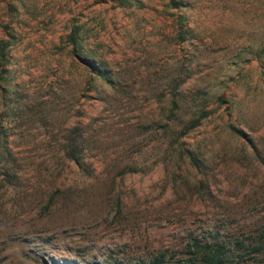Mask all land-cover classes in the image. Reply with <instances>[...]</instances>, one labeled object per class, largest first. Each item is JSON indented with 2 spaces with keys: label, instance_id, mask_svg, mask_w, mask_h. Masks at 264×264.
<instances>
[{
  "label": "rangeland",
  "instance_id": "374dc122",
  "mask_svg": "<svg viewBox=\"0 0 264 264\" xmlns=\"http://www.w3.org/2000/svg\"><path fill=\"white\" fill-rule=\"evenodd\" d=\"M138 1L0 0V264L170 262L264 227V0Z\"/></svg>",
  "mask_w": 264,
  "mask_h": 264
},
{
  "label": "trees",
  "instance_id": "16d2710c",
  "mask_svg": "<svg viewBox=\"0 0 264 264\" xmlns=\"http://www.w3.org/2000/svg\"><path fill=\"white\" fill-rule=\"evenodd\" d=\"M110 1L122 7H128L136 1L140 3L138 0ZM171 5L176 7L178 4L171 0ZM69 39L74 46L77 44L74 34L70 35ZM6 43V41H2L1 44L3 45L1 48H4ZM77 55H79L78 52ZM92 68H94V71H96L98 75L110 81L107 71L96 69L93 66ZM209 113L210 111L204 108L195 110L187 121L186 126L182 127L178 135L179 137L176 139L179 140L183 136H186L191 130L201 125L202 120L205 119ZM69 142V146L65 152L66 156H68L79 168L83 167L85 161L81 155V145L75 138ZM179 151L189 160L192 166L200 168L201 162L198 161L193 150L182 148L181 146ZM126 169L134 171L135 168L131 167ZM181 254L180 258L176 256L174 260L168 262L165 261V252H161L158 256H155L154 261L149 264H244L248 260H253L259 255L264 254V227H261L254 235L247 236L227 235L217 231L212 232L211 230L206 236L190 235Z\"/></svg>",
  "mask_w": 264,
  "mask_h": 264
}]
</instances>
